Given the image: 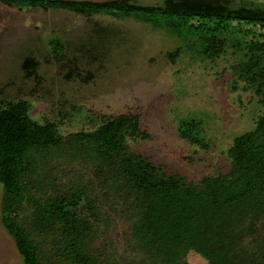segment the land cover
Wrapping results in <instances>:
<instances>
[{
    "label": "trees",
    "instance_id": "1",
    "mask_svg": "<svg viewBox=\"0 0 264 264\" xmlns=\"http://www.w3.org/2000/svg\"><path fill=\"white\" fill-rule=\"evenodd\" d=\"M235 1L0 0L163 27L180 41L166 53L172 63L230 52L232 90L251 91L264 107V7ZM49 44L65 49L57 37ZM23 66L35 71L34 57ZM31 108L0 100L1 222L23 264H191L190 252L207 264H264V111L233 138L228 171L187 181L131 149L130 139L149 137L137 113L104 114L95 129L63 135ZM202 127L179 121V135L208 150Z\"/></svg>",
    "mask_w": 264,
    "mask_h": 264
},
{
    "label": "rangeland",
    "instance_id": "2",
    "mask_svg": "<svg viewBox=\"0 0 264 264\" xmlns=\"http://www.w3.org/2000/svg\"><path fill=\"white\" fill-rule=\"evenodd\" d=\"M158 3L162 0H138ZM235 6L264 0H236ZM97 27H107L102 37ZM57 37L65 46L55 52ZM180 44L167 29L132 17L32 7L20 10L0 2V100L27 99L39 122L55 121L63 135L92 130L104 115L137 113L149 137L130 139L133 151L187 181L230 168L233 138L254 126L264 107L251 91L232 90V53L214 61L190 56L169 61L166 53ZM35 71L24 68L25 58ZM202 121L205 150L179 135V121ZM97 120V121H96ZM0 264H23L14 239L1 222ZM122 221L112 227L121 238ZM191 264H207L190 252Z\"/></svg>",
    "mask_w": 264,
    "mask_h": 264
}]
</instances>
